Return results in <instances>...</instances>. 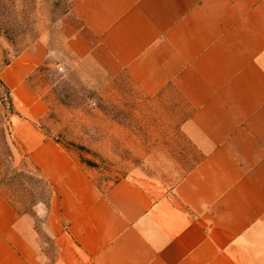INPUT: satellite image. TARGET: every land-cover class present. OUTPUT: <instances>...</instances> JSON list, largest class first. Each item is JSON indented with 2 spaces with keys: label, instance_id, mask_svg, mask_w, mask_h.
I'll list each match as a JSON object with an SVG mask.
<instances>
[{
  "label": "crops",
  "instance_id": "1",
  "mask_svg": "<svg viewBox=\"0 0 264 264\" xmlns=\"http://www.w3.org/2000/svg\"><path fill=\"white\" fill-rule=\"evenodd\" d=\"M66 1L70 57L169 105L197 157L173 183L98 188L36 126L53 48L22 51L0 72L14 134L63 192L39 221L0 189V264H264V0Z\"/></svg>",
  "mask_w": 264,
  "mask_h": 264
},
{
  "label": "rangeland",
  "instance_id": "2",
  "mask_svg": "<svg viewBox=\"0 0 264 264\" xmlns=\"http://www.w3.org/2000/svg\"><path fill=\"white\" fill-rule=\"evenodd\" d=\"M68 8L66 0H0V71L28 48H53L30 76L48 107L36 123L44 138L57 142L102 190L123 178L173 183L197 154L172 128L169 105L124 77L110 79L70 57L64 47ZM14 113L0 83V189L42 221L47 208L58 207L63 189L42 175L16 138Z\"/></svg>",
  "mask_w": 264,
  "mask_h": 264
},
{
  "label": "trees",
  "instance_id": "3",
  "mask_svg": "<svg viewBox=\"0 0 264 264\" xmlns=\"http://www.w3.org/2000/svg\"><path fill=\"white\" fill-rule=\"evenodd\" d=\"M8 64H9V63H8ZM0 72H1V71H0ZM0 83H1V85L4 87V89L7 91V93H8L9 96L11 97V99H12L13 107H14V109H15V113H14V115L17 114L16 108H15V105H14V102H13V98H12V92H11L10 88L4 83V81H3L2 78H1V76H0Z\"/></svg>",
  "mask_w": 264,
  "mask_h": 264
}]
</instances>
